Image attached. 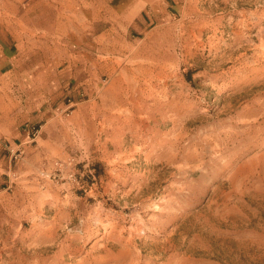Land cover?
<instances>
[{"label":"rangeland","instance_id":"obj_1","mask_svg":"<svg viewBox=\"0 0 264 264\" xmlns=\"http://www.w3.org/2000/svg\"><path fill=\"white\" fill-rule=\"evenodd\" d=\"M93 5L0 0V264H264V0H183L89 92Z\"/></svg>","mask_w":264,"mask_h":264},{"label":"crops","instance_id":"obj_2","mask_svg":"<svg viewBox=\"0 0 264 264\" xmlns=\"http://www.w3.org/2000/svg\"><path fill=\"white\" fill-rule=\"evenodd\" d=\"M91 12H97L92 17V27L88 31L91 39L88 48L84 53H69L68 60L71 62V69L83 72L80 83L89 92L94 91L93 76L96 73L90 71L92 65L91 59L100 60L108 58L105 55L106 46L114 43L116 36L121 33H127L131 30L137 33H143L147 28L152 27L161 19L168 17L169 11H178L183 0H95ZM95 6V7H94ZM95 8V9H94ZM7 25H0V68L11 71L9 68L13 64L14 50L17 48V41L20 40L21 34L16 35ZM96 29V30H95ZM78 61L82 64H78ZM87 77V78H86ZM55 83H59L57 78ZM57 87L53 93L57 91ZM40 99L32 103L33 110L40 106ZM51 111H44L35 114V119L46 118L42 128L48 129L50 124L56 122V115Z\"/></svg>","mask_w":264,"mask_h":264},{"label":"built area","instance_id":"obj_3","mask_svg":"<svg viewBox=\"0 0 264 264\" xmlns=\"http://www.w3.org/2000/svg\"><path fill=\"white\" fill-rule=\"evenodd\" d=\"M74 105V103L73 102H71V101H68V103L65 105V110H70L71 108H72V106ZM29 129V128H28ZM34 135V132L33 131H31V130H29L28 131V135Z\"/></svg>","mask_w":264,"mask_h":264},{"label":"bare ground","instance_id":"obj_4","mask_svg":"<svg viewBox=\"0 0 264 264\" xmlns=\"http://www.w3.org/2000/svg\"><path fill=\"white\" fill-rule=\"evenodd\" d=\"M190 31V30H189ZM103 59V58H102ZM152 162V161H151ZM155 167V166H154ZM137 182V181H136ZM159 196V195H158ZM86 236V235H85ZM87 238V237H86Z\"/></svg>","mask_w":264,"mask_h":264}]
</instances>
